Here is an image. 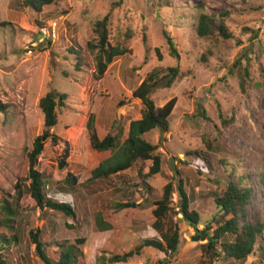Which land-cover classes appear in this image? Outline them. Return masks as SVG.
Segmentation results:
<instances>
[{"label": "rangeland", "instance_id": "rangeland-1", "mask_svg": "<svg viewBox=\"0 0 264 264\" xmlns=\"http://www.w3.org/2000/svg\"><path fill=\"white\" fill-rule=\"evenodd\" d=\"M202 7L205 12H225L233 38L197 36L194 24ZM107 12L112 44H124L129 51L116 57L102 78L95 80L93 54L85 43L95 42L93 22ZM245 28L257 30V37ZM163 30L175 43L177 59L169 53ZM243 51L247 59L242 57ZM236 59L240 64L234 66ZM175 65L179 70L175 81L169 87L160 81L149 92L157 107L175 97L169 131L165 138L156 129L142 136L157 145L165 174L139 175L138 169L145 174L151 164L145 161L106 178L89 179L97 161L86 151L88 115H94L99 138L115 133L119 126L127 128L130 120L141 116V104L131 97V89L147 73ZM245 65L249 77L243 93L238 73ZM262 67L264 0H59L39 13L21 6V0H0V101L8 104L6 112L0 113V204L2 198L13 195L14 184L26 169L25 152L43 127L38 102L50 90L65 93L66 105L57 108L58 123L51 128L58 143L46 141L36 168L50 178V188L56 189L67 172L77 180L73 192H57L52 197L69 202L78 222L55 211L38 210L28 194L20 200L24 214L16 228L15 221L11 227L1 225L4 216L0 213V237L8 240L14 232L19 235L5 250L11 264H42L33 252L34 245L27 242L28 230L43 225L42 239L80 248L85 264H101L97 261L101 254H121L143 237L158 236L151 225L152 206L144 201L146 185L140 179L153 189V196H159L173 168L180 171L184 190L190 194L189 208L199 214L198 229L216 212L212 198L220 194L229 176L233 181L243 179L242 185L250 188V217L258 214L264 207L259 181V174H264ZM197 110L204 111L203 118L194 117ZM203 136L214 149H207ZM66 146V165L60 169L58 153ZM172 198L178 206L176 191ZM127 199L139 206L107 215L113 202ZM96 212L111 224L110 229L96 228ZM176 217L181 215L173 219ZM194 233L192 227H185L172 254L146 247L140 256L113 264H197L204 241H194ZM78 237H84L82 244L76 243ZM56 249L48 248L49 252ZM257 251L245 263L264 264Z\"/></svg>", "mask_w": 264, "mask_h": 264}, {"label": "trees", "instance_id": "trees-1", "mask_svg": "<svg viewBox=\"0 0 264 264\" xmlns=\"http://www.w3.org/2000/svg\"><path fill=\"white\" fill-rule=\"evenodd\" d=\"M59 0H21V6L27 7L32 11L39 13L45 7L58 3ZM194 24V32L202 38H209L219 35L222 39H231L233 34L227 29L225 24V12L214 13L205 12L200 8ZM39 23V22H38ZM92 30L96 36L95 42H86V49L93 54L95 80H99L104 75L107 66L119 56L125 55L129 50L121 43L112 44L110 40V12L104 14L101 18L93 22ZM245 31L251 32L253 37H257V30L245 28ZM162 35L168 45L169 53L172 57L178 58V52L172 38L163 30ZM127 37H129L127 35ZM237 44L240 41L237 40ZM75 53V52H74ZM158 53V49H156ZM77 54V53H76ZM242 57L247 59L246 53L242 52ZM75 68L78 70L80 58L77 54L75 57ZM240 64V59L235 60V65ZM261 77L264 80V67L259 68ZM178 67L168 66L164 69L155 70L147 73L144 78L131 89V97L141 104V116L138 119L129 121L128 127L119 126L115 133L108 132L99 139L95 130L94 115L90 113L86 121V136L88 143L86 151L96 159L97 166L94 167L89 179H100L117 174L134 164L150 161L151 164L145 174H142V168L138 169V174L144 177L155 174H165L163 171V157L157 150V145L152 144L142 138L143 134L156 129L165 138V134L169 131V116L176 103L175 97L167 100L160 107L155 106L153 100L149 97V92L160 81H164L163 87H169L178 77ZM249 77L248 66H244L238 73V86L241 92H245L247 88V79ZM67 95L56 90H50L40 97L38 106L43 114V127L40 134L36 135L32 142L31 148L25 152L26 169L18 177L14 184L13 195L9 199L2 198L0 204V213L3 214V223L1 225L10 226L15 221L20 223L24 210L21 209L20 200L24 194H28L34 201V206L44 211L46 209L61 213L72 221L78 222V217L73 206L69 202L57 201L52 194L57 192L70 193L73 192L77 184L76 178L67 172L63 180H61L57 188H50V178H47L42 172L37 170L38 158L43 151L46 141L51 145L58 143L59 137L52 133L51 128L58 123L57 108L64 106ZM8 104L0 101V113H5ZM198 116L204 117V111L197 110ZM229 121L222 119V123L228 126ZM230 123V122H229ZM209 140V139H208ZM205 136L202 141L207 149H214L210 140ZM68 155V147L62 149L58 153L57 165L61 169L66 163L65 158ZM194 167L199 170V165L193 163ZM226 170V169H225ZM224 170V171H225ZM180 171L177 168L171 170V176L167 183L162 187L159 196H153V189L143 179L142 186L146 185V193L144 201L152 206L151 214L153 221L152 228L157 232L158 236L143 237L140 242L130 250L121 254H111L106 257L104 254L98 256L97 261L101 264H113L116 262H126L134 256H140L146 247L157 249L166 254L174 253L180 242L181 231L190 226L195 233L192 236L194 241H204L200 244L201 256L197 264H257L255 261L245 263L250 254L259 255L264 259V207L258 210V214L250 217L251 190L249 187L242 185L243 179L231 180L228 177L224 187L220 188V194L213 196L212 201L215 205L216 212L202 224V228L198 229L200 223L199 214L189 208L190 194L184 190V183L179 177ZM176 180L175 184L172 181ZM259 181L264 191V174H259ZM137 187V185H133ZM149 191L150 195H149ZM176 191L178 196V206L173 204V193ZM125 193V192H124ZM131 193V192H130ZM128 194V192H126ZM153 196V199L150 197ZM130 199H133L131 193ZM264 205V204H263ZM139 203L133 200L116 201L111 204L107 215L117 213L126 208H136ZM178 214L181 217H176ZM94 223L100 231L108 230L111 224L104 220L101 212L94 215ZM72 226V224H69ZM40 228H32L28 230V245H34V254L39 258L42 264H85L83 253L80 248L73 245L62 247L61 244L50 242L42 239V230ZM19 240L18 233L14 232L13 236L6 240L4 236L0 237V264H11L5 250ZM84 237L76 238L77 244H82ZM27 245V244H26ZM56 246V250L49 252V247Z\"/></svg>", "mask_w": 264, "mask_h": 264}, {"label": "crops", "instance_id": "crops-1", "mask_svg": "<svg viewBox=\"0 0 264 264\" xmlns=\"http://www.w3.org/2000/svg\"><path fill=\"white\" fill-rule=\"evenodd\" d=\"M95 125V124H94ZM95 130H96V128H95ZM97 131V130H96ZM97 133V132H96ZM97 136H98V134H97ZM98 138H99V136H98ZM103 138V137H102ZM102 138H99V139H102ZM154 230V229H153Z\"/></svg>", "mask_w": 264, "mask_h": 264}, {"label": "built area", "instance_id": "built-area-1", "mask_svg": "<svg viewBox=\"0 0 264 264\" xmlns=\"http://www.w3.org/2000/svg\"><path fill=\"white\" fill-rule=\"evenodd\" d=\"M178 215H180V214H178Z\"/></svg>", "mask_w": 264, "mask_h": 264}]
</instances>
